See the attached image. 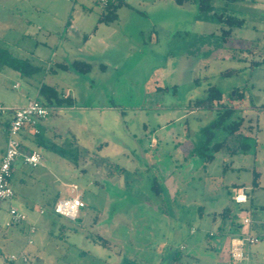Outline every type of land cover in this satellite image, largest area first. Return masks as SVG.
Here are the masks:
<instances>
[{
  "label": "rangeland",
  "instance_id": "rangeland-1",
  "mask_svg": "<svg viewBox=\"0 0 264 264\" xmlns=\"http://www.w3.org/2000/svg\"><path fill=\"white\" fill-rule=\"evenodd\" d=\"M122 1L121 22L114 26L118 51L100 57L115 67L103 71L92 51L87 74L57 69L54 74L46 72L52 53L57 52L54 69L78 60L75 48L66 60L63 51H56L67 22L88 29L82 17H100L101 0H0V48L16 56L9 42L24 34L29 45L47 43V62H34L44 67L39 74L25 78L0 68V106L17 109L29 99L41 101L37 88L43 83L69 90L75 101L73 109L54 107L38 123L41 146L21 136L22 143L41 151L43 165L31 168L18 160L11 184L20 173L28 174L36 180L29 187L37 192L56 187L61 199L84 194L88 202L76 221L61 218L70 231L64 240L61 232L53 237L39 224L32 235L25 223L8 227L10 205L29 221L31 213L19 206L17 195L2 203L0 264H92L82 261V250L100 258L94 264H233L229 252L217 247V238L207 235L218 234L213 216L228 204L232 184L252 187L256 172L264 186V0H211L214 12L205 15L194 4L182 8L175 0ZM218 16H233L244 25L225 42L222 31L228 27ZM211 86L223 93L222 104L233 108L227 122L242 123L250 149L237 156L215 153L208 164L186 154L204 141L202 129L217 116V107L194 108ZM9 117L0 114V156L7 146ZM224 137L221 130L214 142ZM54 147L66 149L75 160L61 157ZM153 184L164 189L158 197ZM255 192L264 199V188ZM245 216L237 217L243 223ZM75 228L106 240L84 242ZM263 245L264 240L252 248ZM12 256L18 259L10 262Z\"/></svg>",
  "mask_w": 264,
  "mask_h": 264
},
{
  "label": "crops",
  "instance_id": "crops-1",
  "mask_svg": "<svg viewBox=\"0 0 264 264\" xmlns=\"http://www.w3.org/2000/svg\"><path fill=\"white\" fill-rule=\"evenodd\" d=\"M187 4L193 5V3H191V2H187V3H184L183 5H179V6L184 8V7H186ZM194 6H196V5H194ZM117 14H118V12H117ZM82 19L87 26H91V27H89L88 29H86V28L84 29V28H81V26H80V28H79L75 24L77 21L74 20L71 23V21H70L71 19H69V21L66 24V29L64 30V34L59 37L62 39L58 40L56 43V48H57L56 51H58V49L63 51L65 54L62 53L61 57H62V59L66 60V58H70V56H69L70 52L69 51H71V49L75 48V50H77V53L79 55L77 57L78 60H75V61H80V62H84L87 64L93 62V60H91L89 58V57H91V56H89L90 52L93 51V52L97 53V59H98V61L101 62L100 67L103 71L104 70L106 71L108 65H112L115 67L116 64H114L112 61H109L105 57L100 60V57H102L106 53H112V51H114V53H116L118 51L117 47H119V44H118V41H116V39H117L116 36L118 34V32H117L118 30L114 26H115V24H119L121 22V18L117 17L116 21L109 23V24L100 23L99 22L100 17H98L96 20H92V17H84V18L82 17ZM64 36H65V38H64ZM24 37H26V34H24V36H22V38L18 37L20 39L16 38L14 41L9 42V46L13 48L14 52H16V54H15L16 57L22 58V59H28L33 65H36L34 63L35 60L43 62L45 64L47 62V60L45 59V55H46L45 47H47V43L44 44L45 47H42L40 45V43H37V42L33 43V45L32 44L29 45L26 41H24L25 40ZM29 37H31V36L29 35ZM56 53L54 52L50 55L49 61H48L47 66H46L47 67L46 72L49 71L51 73L56 74V69L59 71H63V72L73 71L70 67L73 64V62H75V61L70 62L71 63L70 65L64 64V65L69 67L68 70H63V69L59 68L58 65H61V64H56V68L55 69L53 68V63H51V61L57 57ZM66 54H69V55H66ZM22 55H29L30 59L25 58V56H22ZM36 66L41 67L42 70L44 69L43 66H39V65H36ZM73 72H75V71H73ZM75 73H77V72H75ZM77 74H79V73H77ZM41 85H39L37 88L38 97H39V88ZM16 88H18V85H16ZM60 92H62L64 97L69 96L74 100V98L70 94L71 92L69 90L67 92H64V91H60ZM30 100L31 99H29L28 101H30ZM73 108H74V106L70 107L69 109H73ZM9 119H10V117H9ZM8 123H9V120H8L7 124ZM241 128H242V126H241ZM241 128H240V132L242 133ZM40 134H41V132H40ZM22 136H25L29 139H35L37 145H39V146H41L43 143L39 139L40 135H38L37 137H33L27 131V132H24ZM23 145L26 148V150H36V149H30L28 147V144L23 143ZM193 148L194 147H192V149L186 154V156H189V154L191 153ZM1 154L3 155V152ZM2 155L0 156V159H1ZM238 155H240V154H238ZM234 156H237V155H234ZM213 161H214V159H213ZM212 162H210V163H212ZM210 163H208V164H210ZM122 169L124 172L125 169L124 168H122ZM119 170H121V169L118 168L115 171L117 173H119L118 172ZM110 173H112V172H110ZM14 174L15 173L13 171L12 179H13ZM20 174L21 175L19 176V179L16 180V182L14 183V187L13 186L12 187H13L15 195H17L16 197H17V201L19 202V206L21 208H23L26 212L31 213V215H29L31 217V220H30L31 225L36 227V231L38 229V226L36 224L41 225L42 228H44V230L49 235L52 233L53 237L56 236L57 232L58 233L61 232V235H60V238H62L61 240H64L66 237H69L68 236V233L70 232L69 227H66L64 225L65 222L60 221L61 218H63V217H60L57 215L59 218H56L54 216V214H52L54 212L51 211L53 206L55 205V203L61 199L60 198L61 192L58 191L56 189V187H54L52 192H46V191H44V189H39L38 190L39 192H37L33 189V187H29V185H32V186L35 185V183H36L35 178H33L32 176H29L28 174H26V175H24L23 173H20ZM11 183H12V180H11ZM54 186H56V185L54 184ZM262 188H264V186L261 183V173H256V172L254 173V179L252 182V187H247L244 184H232L231 185V189L229 191L230 197H229L228 204L221 211L216 212L213 216V221L218 222V234H215L214 231H210V232H208V235H207L209 240H212V239L215 240V238H217V247L222 252L224 250L226 252L228 251L229 240L231 237L235 236L232 232L231 223L233 220L232 217L235 216L238 212V207H240L242 209V212H245V214H246V216L243 219V223H244V220L247 218H250L252 221L251 225L247 227V230H244L243 224L239 221L238 217H236L234 222H235V225H237L239 230L241 231L240 234L248 232L252 235L253 232L256 231L254 233H255V236L259 238L258 243H260L262 240H264V199L259 198L257 192L254 193L255 190L262 189ZM239 189L245 190V192L248 196V202L246 204H244L245 206L244 205H237L238 207H235L234 206L235 204L232 201V197L235 194V192ZM112 190H113V192L115 191L114 189H112ZM58 195H59V197H58ZM82 196H83V201L86 204L85 208L82 209V211H83L87 208L88 202L84 199V194H82ZM226 208L230 209V214L226 220H223L222 213ZM42 211H43V214L41 213ZM48 211H49V213H48ZM33 213H35V215H33ZM98 219H99V216L97 215L94 219V222L96 223V221H98ZM218 219H219V221H218ZM75 231H78V233H83V231L80 228H75ZM211 234H212V236H211ZM238 234H239V232H238ZM83 237H84V242H90V243H99V241H101V240H106V239H104V237H102L100 235H98L95 238L91 235L85 234V232L83 233ZM223 239H226L225 244L223 243ZM73 245H75V244H73V243L69 244L70 247ZM28 246H29V244H28ZM66 246H67V248H69L68 244H66ZM252 246H255V244L250 245L247 248L246 252H247V256H248V262L245 264H264V245L260 246L258 248L257 247L252 248ZM79 254L82 257V261H85L88 259L87 261L90 260L89 262H91L92 264H94L96 262V260H100V258H96V256L92 255V253L88 250H82L81 252H79Z\"/></svg>",
  "mask_w": 264,
  "mask_h": 264
},
{
  "label": "trees",
  "instance_id": "trees-1",
  "mask_svg": "<svg viewBox=\"0 0 264 264\" xmlns=\"http://www.w3.org/2000/svg\"><path fill=\"white\" fill-rule=\"evenodd\" d=\"M225 3L236 2L240 0H221ZM177 5H183L184 3L191 2L196 5L199 14H213L214 7L211 0H175ZM124 5L122 0H109L108 4L104 7V11L100 15L99 22L103 24H109L117 20L118 10ZM218 20L221 24L228 27V30L222 31V39L226 42V39L231 38L234 28L242 27L244 21L237 19L233 16H218ZM258 65V64H256ZM7 67L17 72L21 77L31 78L32 76L42 71L41 67L33 65L28 59L18 58L12 55L8 50L0 48V68ZM63 70H68L69 67L61 64L58 65ZM73 71L79 74H87L91 70V66L87 63L75 61L70 67ZM228 73H232L231 71ZM237 99L242 98L241 93H235ZM39 97L41 103L45 106L52 108H70L73 107L75 102L71 97H64L62 92L55 87L42 84L39 88ZM223 93L214 86H211L207 90L206 97L201 100H197L194 103L195 109H209L217 107V116L212 120L209 125L202 129V133L205 137L204 141L194 146L189 156H195L205 163H210L214 159L215 153H223L230 156L238 154H247L250 149L249 138L240 132L242 126L241 122H230L228 119L233 113V108L225 107L223 104ZM8 129V127H7ZM223 130L225 137L219 142H214L216 134ZM40 135V134H39ZM53 150L57 152L61 157L74 159L73 154L69 153L66 149L56 148ZM75 160V159H74ZM152 190L155 196L158 197L163 189L156 184H153ZM54 207V206H53ZM53 212V208L51 210ZM242 209L238 207V212L232 217V232L234 235H239L241 231L238 226L235 225V219L238 213H241ZM230 214V209H225L222 213L223 220H226ZM239 232V234H238ZM175 259H181V253H175Z\"/></svg>",
  "mask_w": 264,
  "mask_h": 264
},
{
  "label": "built area",
  "instance_id": "built-area-1",
  "mask_svg": "<svg viewBox=\"0 0 264 264\" xmlns=\"http://www.w3.org/2000/svg\"><path fill=\"white\" fill-rule=\"evenodd\" d=\"M109 0H101V3L106 6ZM51 107L43 105L38 99L28 101V103L20 108L11 109L0 106V114H10L8 123V141L4 154L0 159V205L4 202L11 203L15 193L11 185L14 165L18 160H21L24 165L37 168L43 164V156L39 149L26 150L24 147L21 136L24 132L30 133L33 137L40 134L38 123L46 119L52 112ZM73 190L77 191L74 186ZM235 205H244L248 202V196L243 189H239L232 197ZM86 204L81 195L60 199L53 207L55 215L65 219L75 221ZM10 220L7 223L8 227L21 225L23 223L28 226V233L30 235L36 232V227L31 225L28 217L23 212L19 211L16 207L10 205L8 208ZM43 214V211L41 212ZM252 223L250 218L244 220L243 225L250 226ZM191 233H194L192 230ZM212 236V234H211ZM259 238L252 236L250 233H242L235 235L229 240V258L233 264H245L248 262L247 248L250 245L257 244ZM28 244L32 245V239H28ZM18 259L16 256L10 258L11 262ZM27 262V258H24Z\"/></svg>",
  "mask_w": 264,
  "mask_h": 264
}]
</instances>
